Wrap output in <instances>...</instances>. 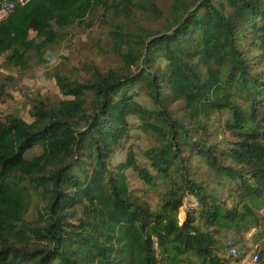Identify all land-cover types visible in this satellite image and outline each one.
Returning <instances> with one entry per match:
<instances>
[{"label":"trees","instance_id":"obj_1","mask_svg":"<svg viewBox=\"0 0 264 264\" xmlns=\"http://www.w3.org/2000/svg\"><path fill=\"white\" fill-rule=\"evenodd\" d=\"M99 10L122 64L56 72L30 121L0 114V264L264 263V240L239 244L264 235V0H29L0 20L2 67L42 65Z\"/></svg>","mask_w":264,"mask_h":264},{"label":"rangeland","instance_id":"obj_2","mask_svg":"<svg viewBox=\"0 0 264 264\" xmlns=\"http://www.w3.org/2000/svg\"><path fill=\"white\" fill-rule=\"evenodd\" d=\"M173 0H159V6L164 11L171 9ZM101 11H95L80 26H77L71 36L54 48L47 49L44 57L45 62L29 69L26 73H17L2 67L3 58L0 57V76L2 74H12L15 77V84L9 89L12 96L5 98L0 102V114L18 113L27 121L32 119L30 115V102L35 98H50L58 100L62 97L59 87L56 84L54 74L58 71L71 73L73 75H82L85 73V63H94L101 68H108L114 65L122 64V59L111 45V41L104 35V28L100 25L99 18ZM147 27L158 28L163 25V20L150 17L143 21ZM145 100V97H143ZM181 110V107H179ZM138 150L139 160L147 164L144 158L143 150H146L150 140L146 136L136 137L134 139ZM120 158V156H118ZM132 187L135 193L146 197L152 205L157 201L156 193L153 191H143L145 185L141 182L133 170L129 171ZM195 204V200L189 197L185 204L180 208L179 219L182 222L187 216L189 207ZM259 240H264L263 231L251 229L241 237L240 247L245 249H254ZM244 262V260H243ZM254 264H264L258 262ZM237 264V263H235Z\"/></svg>","mask_w":264,"mask_h":264},{"label":"built area","instance_id":"obj_3","mask_svg":"<svg viewBox=\"0 0 264 264\" xmlns=\"http://www.w3.org/2000/svg\"><path fill=\"white\" fill-rule=\"evenodd\" d=\"M27 1L29 0H0V20L7 17L17 4H23Z\"/></svg>","mask_w":264,"mask_h":264}]
</instances>
